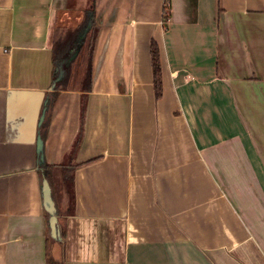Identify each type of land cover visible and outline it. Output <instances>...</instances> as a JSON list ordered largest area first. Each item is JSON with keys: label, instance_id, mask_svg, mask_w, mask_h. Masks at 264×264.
<instances>
[{"label": "crops", "instance_id": "1", "mask_svg": "<svg viewBox=\"0 0 264 264\" xmlns=\"http://www.w3.org/2000/svg\"><path fill=\"white\" fill-rule=\"evenodd\" d=\"M95 1L91 54L90 0H0V264H264V0ZM84 101L53 234L39 142L62 163Z\"/></svg>", "mask_w": 264, "mask_h": 264}, {"label": "trees", "instance_id": "2", "mask_svg": "<svg viewBox=\"0 0 264 264\" xmlns=\"http://www.w3.org/2000/svg\"><path fill=\"white\" fill-rule=\"evenodd\" d=\"M95 0H90L89 4V10L87 11L86 15V23L91 25L90 30L88 31V35L92 33V40H91V45H90V52L93 54L94 50V45L96 41V37L98 36V27L95 24ZM165 14L166 17H169L170 14V6H165ZM83 29V26L74 28V29H68L66 30H57L55 32L56 39H55V49H56V60H61V53L65 51V47L69 44H73L74 40L77 38L78 34L81 32ZM61 55V56H60ZM152 58H153V68H154V84H155V91H156V97L160 99L162 97V92L163 88L162 87V68H161V63H160V54H159V49L158 45L153 42L152 43ZM91 63V60H90ZM92 64L88 66V69L86 71L85 75V88L90 89L91 82H92ZM59 75H56L58 77ZM67 76L62 78V80L59 82H54L53 84V89L54 93L52 94V99L47 102L48 104L46 105L45 108V113L49 110L51 104H53L56 100V98L59 96V93L61 90H65L67 86ZM85 111H86V104L85 101L82 103V110H81V131L80 134L78 135V138L76 142L74 143L72 149L70 152L67 154L66 158L64 161L58 165H50L47 164L45 161H42L41 155L39 156V162H40V173L43 176V181L47 182L50 186L51 189V198L52 201L54 202L55 208H56V215L58 214V205H57V191L59 185H62L63 189V194L66 200V203L68 205V211L73 212L74 210V205H75V192H74V183H75V170L77 167L84 165L85 163L88 162H76L75 160V155L77 151H79L81 141H82V135H83V124H84V118H85ZM57 177L61 179V184L60 182L57 181ZM58 216V215H57ZM56 216V217H57ZM47 264H62L61 262L53 260L50 256L48 257Z\"/></svg>", "mask_w": 264, "mask_h": 264}, {"label": "water", "instance_id": "3", "mask_svg": "<svg viewBox=\"0 0 264 264\" xmlns=\"http://www.w3.org/2000/svg\"><path fill=\"white\" fill-rule=\"evenodd\" d=\"M43 144L40 141L39 142V149H38V154L41 155V159H43ZM44 197H45V207L46 210L49 212V214L51 215V228L53 231V234H56V223H57V215H56V208L54 205V202L52 201L51 198V189L50 186L47 182H44Z\"/></svg>", "mask_w": 264, "mask_h": 264}, {"label": "rangeland", "instance_id": "4", "mask_svg": "<svg viewBox=\"0 0 264 264\" xmlns=\"http://www.w3.org/2000/svg\"><path fill=\"white\" fill-rule=\"evenodd\" d=\"M74 83H76V82H74ZM71 84H72V82H71Z\"/></svg>", "mask_w": 264, "mask_h": 264}]
</instances>
